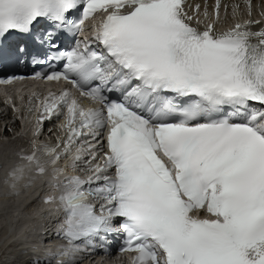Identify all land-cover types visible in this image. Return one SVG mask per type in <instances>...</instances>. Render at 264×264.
Returning a JSON list of instances; mask_svg holds the SVG:
<instances>
[{
	"label": "snow or ice",
	"instance_id": "snow-or-ice-1",
	"mask_svg": "<svg viewBox=\"0 0 264 264\" xmlns=\"http://www.w3.org/2000/svg\"><path fill=\"white\" fill-rule=\"evenodd\" d=\"M98 13L91 39L61 46L62 34L82 32ZM41 20L49 27L34 29ZM192 21L185 0H0V58L20 60L31 45L36 63L65 61L34 78L79 93L34 94L37 123L62 115L63 137L33 141L21 158L43 175L42 151L59 173L78 141L103 134L102 162L86 179L65 175L45 201L62 209L69 244L117 231L122 250L137 253L133 264H264V29L245 21L216 32ZM13 79L23 77L0 83Z\"/></svg>",
	"mask_w": 264,
	"mask_h": 264
},
{
	"label": "bare ground",
	"instance_id": "bare-ground-1",
	"mask_svg": "<svg viewBox=\"0 0 264 264\" xmlns=\"http://www.w3.org/2000/svg\"><path fill=\"white\" fill-rule=\"evenodd\" d=\"M205 1H208V0H205ZM263 1L264 0H262V2ZM16 88H18V87H15L13 89H16ZM4 109H5V107H4ZM4 109H3V106L0 103V120L2 121L3 124H5L4 125V128L2 130V135L5 136V137H10L9 132H8V129H12V126H14L13 123L9 124L11 121H13V119H12V116L10 114H8V112L5 111ZM1 145H2V143L0 142V161H3V163H5L7 157L4 154V149L2 148ZM6 147L8 148V145H6ZM62 162L65 163L67 161L63 160ZM20 167H23V169L26 170L24 168V166H20ZM17 168H18V166H16L15 168H12L11 167V169H9V171L6 172V175L12 177L10 174L13 173L15 171V169H17ZM25 178H22L23 181H24ZM29 181H31L30 182L31 183V186L29 188L34 187L35 184H37V182L40 181V177L36 178L35 180H31L30 178H28L27 181L23 185H19L17 188L24 187ZM4 186H5V184L0 187V190H2V188ZM47 189H48V187L45 189V192H44V190H43V192L44 193H49L50 190H51V186H49V190H47ZM26 190H27V188L24 189V193H26V192L28 193V190L27 191ZM21 197H22V193L15 195V199L18 200V201H26L27 200V198H25V200H21L22 199ZM9 202H10V199H8V198H4V199H2V201L0 200V206H4L5 205L4 207H6L5 210L7 212V215L4 218H0V230H1V234L2 235H3V233L6 234V240L7 241L12 239L11 234L8 231L9 230V227L7 225V222L8 223L14 222V220L17 219V217L20 218V219H23L24 216H25L24 215L25 213H22V214L20 213V211H19V209H20L19 208V205L10 207L12 203L9 204ZM47 206L48 205H41L39 203H35L34 205H32V209L30 211V214L31 215H35L37 217H40L41 219H47V218L53 216V214H54V213H51V216H48V215L47 216L46 215L43 216L42 215V214H44V212H41L42 211V208L43 207H47ZM14 228H15V222H14V227L12 229H14ZM12 229H10V231ZM1 234H0V236H1ZM31 238H32V242L33 243H36L35 238L34 237H31ZM3 241H5V237H4V240Z\"/></svg>",
	"mask_w": 264,
	"mask_h": 264
},
{
	"label": "rangeland",
	"instance_id": "rangeland-1",
	"mask_svg": "<svg viewBox=\"0 0 264 264\" xmlns=\"http://www.w3.org/2000/svg\"><path fill=\"white\" fill-rule=\"evenodd\" d=\"M8 132H9V135L13 134V132H14L13 128H12V129H8ZM11 137H12V136H11ZM11 137H10V138H11ZM1 139H3L4 141H6V140L8 139V137H4V136H2Z\"/></svg>",
	"mask_w": 264,
	"mask_h": 264
}]
</instances>
